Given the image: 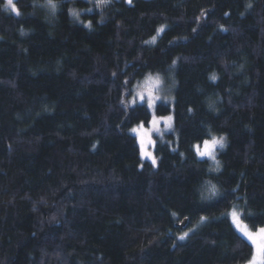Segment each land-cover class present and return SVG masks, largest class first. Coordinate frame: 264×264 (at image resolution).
<instances>
[{"label": "trees", "instance_id": "1", "mask_svg": "<svg viewBox=\"0 0 264 264\" xmlns=\"http://www.w3.org/2000/svg\"><path fill=\"white\" fill-rule=\"evenodd\" d=\"M14 3L0 0V264H246L230 212L264 227V0ZM155 72L177 82L157 165L130 131L150 109L123 101ZM213 136L218 168L195 148Z\"/></svg>", "mask_w": 264, "mask_h": 264}, {"label": "rangeland", "instance_id": "2", "mask_svg": "<svg viewBox=\"0 0 264 264\" xmlns=\"http://www.w3.org/2000/svg\"><path fill=\"white\" fill-rule=\"evenodd\" d=\"M13 3H14V0H13ZM154 37L156 39V36H154ZM150 74H151V76L153 78H155L157 75H159L160 84L158 85V87H155L153 89V93H154V96H158V97H160V99H157L155 101V104H154L153 108H149L151 113H152V117H151L150 122L148 124H146L143 121V122H140L138 124H135L134 126L131 127L130 131H131L132 134L134 133V135L137 137V140H138L137 143H139L140 150H141V137L143 136V138L145 140L144 150L149 152V153H151V157H145V156L141 155L143 161L149 160L150 162H152V158H155L156 162H155L154 165H157L158 164L157 163L158 162V157H157V155L155 153V143H156L155 141H157L158 138H160V139L163 138L164 139L166 137V134H168V133H171V132L176 133L174 107H175V87L177 85V82H176L175 76L173 75L172 72H168V73H162V72L148 73L143 78L138 80V82H136V84L133 85L130 90H128L127 94L125 95V100H123V101H125V104L129 105V106H133V105H135L137 103H146V102H141L139 100L138 96H136V93L139 92V91L144 90L145 88H147L149 86H151L152 82H149L148 84H145V80ZM146 94L147 93H145V95ZM133 99L136 100L135 104L132 103ZM160 101L169 102L172 105V107H173L172 111L170 113H168V114H165V115L159 114L156 109H157V104ZM169 116L171 117V120L161 119V118H167ZM154 117L158 121V123L155 126L152 124V121H153ZM141 124H143V128H140ZM134 128L138 129V131L137 132H133L132 129H134ZM145 132H147L146 135H145ZM214 137H216L218 139L220 138L219 136H214ZM149 139L151 140L152 143H148ZM206 140H211V138H208ZM223 142H224L223 143V146H224L225 145V137H224ZM197 145H199L201 147V150H203V143L196 144V146ZM196 146H195V148H196ZM219 147H221V146L217 145L215 147V150H214L215 160L211 159L208 156H205L208 159L209 158L211 159L214 168H218L219 164H220L219 158L217 157V152H218ZM236 212L238 213V217H239V220L241 221L242 225H247L249 230H251L253 232H256L259 228H261V227H259L258 229H255V230L250 228L246 222H243V220L240 217L239 212L238 211H236ZM231 213H232V211L230 212V215H231ZM231 218L233 220V223H235V225H236V222L234 221L232 215H231ZM254 248H255V246H254ZM249 261H247L246 264H248ZM243 264H245V263H243Z\"/></svg>", "mask_w": 264, "mask_h": 264}, {"label": "snow or ice", "instance_id": "3", "mask_svg": "<svg viewBox=\"0 0 264 264\" xmlns=\"http://www.w3.org/2000/svg\"><path fill=\"white\" fill-rule=\"evenodd\" d=\"M129 4L132 3V0H127ZM109 3V0H97L96 6H107ZM46 7H48L53 14H55V11L58 7L57 0H46ZM248 7H251L249 5ZM5 8H10L11 11L15 12L16 15H20L19 10L16 7V4L13 3V0H7V4L5 5ZM70 14L75 17L76 19H79L80 12L77 11L75 8H72L69 10ZM84 11H92V9H85ZM86 27L91 28V22H88ZM163 27L159 29V31H163ZM195 31V30H194ZM153 42L155 41V37L152 38ZM147 43V42H146ZM175 63V61H173ZM211 79L215 80L216 77L213 75ZM149 82H152L151 86L145 88L142 91H139L136 93V96H138L139 100L141 102H146L148 108H153L155 101L157 99H160L158 96H154L153 89L155 87H158L160 84V78L159 75H157L155 78L151 76V74L146 78L145 84H148ZM127 83V81H126ZM145 93H147L145 95ZM133 104L136 103V100L133 99ZM161 119H167L171 120V117L167 118H161ZM158 123L157 119L154 117L152 124L155 126ZM140 128H143V124L140 125ZM158 130V129H157ZM133 132H137L138 129H132ZM147 132H145V135ZM223 137H220L219 139L216 137H212L211 140H204L203 141V150H201V147L199 145L196 146L197 154L201 157L208 156L211 159L215 160L214 150L217 145H220L223 147ZM148 143H152L151 140H148ZM145 140L143 136L141 137V155L145 157H151V153L144 150ZM155 158H152V163L155 164ZM234 221L236 222L237 228L240 230V232L252 242V244L255 246L254 254L251 258V260L248 262V264H264V227L259 228L256 232H253L248 229L247 225H242L241 221L239 220L238 213L233 210L231 213ZM201 219H204L203 217ZM187 236V233H184L179 239H184Z\"/></svg>", "mask_w": 264, "mask_h": 264}, {"label": "water", "instance_id": "4", "mask_svg": "<svg viewBox=\"0 0 264 264\" xmlns=\"http://www.w3.org/2000/svg\"><path fill=\"white\" fill-rule=\"evenodd\" d=\"M187 223V218H185L181 223H180V226L181 227H184Z\"/></svg>", "mask_w": 264, "mask_h": 264}]
</instances>
